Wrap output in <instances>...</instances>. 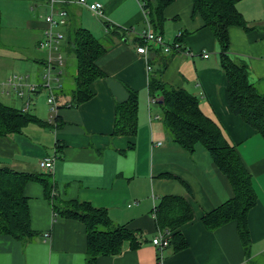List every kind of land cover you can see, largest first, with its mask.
<instances>
[{
	"label": "crops",
	"instance_id": "1",
	"mask_svg": "<svg viewBox=\"0 0 264 264\" xmlns=\"http://www.w3.org/2000/svg\"><path fill=\"white\" fill-rule=\"evenodd\" d=\"M87 1L101 3L106 19L96 18L79 5L69 7L61 52L64 55L70 23L78 22L93 36L107 37L102 44L105 51L94 62L103 77L90 84V100L74 107L69 102L75 73L60 70L58 80L52 82L54 93L58 89L63 94L58 98L57 115L50 120L47 111L44 119L38 118L43 100H37L33 112H27L47 126L29 124L19 134L0 137V168L49 174L56 202L75 200L104 209L114 227L138 236L136 247L126 241L119 254L99 257L94 264H255L264 258V139L230 112L218 42L193 12L192 0H173L163 12L160 31L167 44L179 34L177 42L192 56L164 54L149 46L147 57L137 53L141 42L136 34L146 28L147 17L139 0ZM28 5L36 15L40 9L47 13L45 0H0L1 26L4 10L12 24L7 32L0 26V41L6 44L0 46V102L19 110L28 97L31 102L39 99L40 91L32 97L23 86L19 90L25 93L19 96L5 82L14 75L22 78L21 83H40L45 58L38 48L45 14L31 23L35 32L30 33V48L20 46L21 37L15 31V23L24 24ZM236 9L246 28H228L229 56L246 64L249 83L264 94V0H236ZM159 68H163L164 83L198 99L201 113L220 128L251 177L255 204L247 213V252L235 221L215 230L202 223L205 215L232 199L234 192L201 145L196 144L190 153L166 132L156 100L148 93V77ZM64 76L71 78L65 91ZM128 89L138 95L136 132L133 136L113 135L115 105L127 100ZM46 158L54 159L52 170L39 167V161ZM23 195L28 199L30 226L38 236L23 243L0 235V264H86L84 224L57 216L39 183L27 182ZM163 196L181 197L191 209L192 219L175 231L185 240L184 249L175 251L170 244L160 251L152 245L159 231L155 207Z\"/></svg>",
	"mask_w": 264,
	"mask_h": 264
},
{
	"label": "trees",
	"instance_id": "2",
	"mask_svg": "<svg viewBox=\"0 0 264 264\" xmlns=\"http://www.w3.org/2000/svg\"><path fill=\"white\" fill-rule=\"evenodd\" d=\"M139 1L150 25L160 33L165 21L163 12L173 0ZM192 5L193 12L202 18L204 26L211 30L218 42L219 65L226 76L225 97L230 112L240 116L264 139V94L249 83L246 64L229 56L228 28H246L244 19L236 9V0H192ZM65 42L66 49L75 58L76 72L69 103L76 107L90 100L93 96L90 84L103 77L94 62L105 48L88 30L79 26L72 28L70 33L68 31ZM163 68L156 69L149 75L148 93L156 100L166 132L174 143L190 153L194 151L196 144L201 145L220 172L227 177L234 192L232 199L205 215L202 223L207 229L215 230L235 221L242 247L247 252L250 247L247 213L255 204L251 177L220 128L201 113L198 99L193 94L174 89L162 81ZM127 92V100L115 105L113 135L133 136L136 132L138 95L130 89ZM62 96L63 94L55 96L57 102ZM29 124L47 126L29 112L0 102V137L19 134ZM27 182H36L43 187L44 195L57 216L84 224L86 264H94L102 256L119 254L126 241H130L131 247L137 246L135 233L122 227H114L106 210L75 200L56 202L52 195L51 175L19 172L8 167L0 168V235L23 243L37 238L38 234L30 226L28 199L23 195ZM155 209L159 231L175 232L192 219L189 205L178 196H163ZM170 244L175 251L186 247L185 240L178 232L172 234Z\"/></svg>",
	"mask_w": 264,
	"mask_h": 264
},
{
	"label": "built area",
	"instance_id": "3",
	"mask_svg": "<svg viewBox=\"0 0 264 264\" xmlns=\"http://www.w3.org/2000/svg\"><path fill=\"white\" fill-rule=\"evenodd\" d=\"M72 5H79L87 9L98 19H106L104 14V7L98 2H88L87 0H45V7L47 13L44 15V28L41 39L38 43V48L45 53V58L42 61L43 73L40 83H21L22 78L11 76L6 80V86L14 89L19 96L24 95V91L19 90L25 86L27 95H35L37 92L45 90L47 92L46 103L49 107L50 120L54 119L59 110V105L56 101L52 82L57 81L60 75V68L64 64L63 54L60 46L65 38L64 30L68 26V7ZM141 45L137 48V53L147 57L149 46H154L162 50L164 53H183L187 56H192V53L183 49L177 42L180 35L175 36L174 42L171 44L165 43L162 35L156 32L150 25L146 17V28L136 34ZM206 57V55H204ZM151 67L147 66V71ZM154 102V101H153ZM30 106L29 97L27 98L22 111L27 112ZM54 164L53 158H46L39 161L38 165L41 169L52 170ZM52 195L54 193L52 192ZM134 239L138 243V236L134 234ZM152 245L162 251L170 245V232L158 231L156 236L152 239Z\"/></svg>",
	"mask_w": 264,
	"mask_h": 264
},
{
	"label": "rangeland",
	"instance_id": "4",
	"mask_svg": "<svg viewBox=\"0 0 264 264\" xmlns=\"http://www.w3.org/2000/svg\"><path fill=\"white\" fill-rule=\"evenodd\" d=\"M3 6V5H2ZM74 6V5H72ZM72 6H69V7H72ZM68 7V8H69ZM45 14V12L43 11V9H40L38 14L36 15V13L32 12L29 8V5L25 7V11H24V17H23V23L21 22H18V23H15V26L17 27V29H15V31L20 35L21 39L19 40L20 42V46L23 47L25 46L26 49L27 48H30V33L31 32H35L33 27L31 26V23L33 22H38V18L40 17H43V15ZM87 17L89 20L92 21V16L88 15L87 14ZM22 20V18H21ZM30 22L28 25L27 23ZM12 24H9L8 22V19H7V15L5 13V10H4V13H3V21H2V29L4 32H7L8 30H10ZM80 26V24H78V22L76 23H70V26H69V33L70 31H72V28H75V27H78ZM68 31L66 32V35L68 33ZM101 44H105V41L107 40V37H103L97 33H95L94 35ZM6 44L1 42L0 41V46H5ZM104 46V45H103ZM60 50H61V46H60ZM62 51L64 53L63 55V59H64V65L60 68V70L62 71H66V72H70V73H75L76 72V64H75V58L74 56L68 52V50L66 49V46L65 44H63V47H62ZM33 55H37V53H33ZM32 65H34V69L35 71H40V67L37 68L36 64L35 63H31ZM42 72V70H41ZM40 72V75L42 76ZM70 80L71 78L68 77V76H64V79H63V90L65 91L68 87V85L70 84ZM33 83H36V82H33ZM58 89H55V95L58 96L60 94V91ZM39 97L36 98L34 101H30V112H33V108L34 106L38 105L37 104V100H43L42 103L40 104V107L42 109V112H37L36 113V116L40 119H44L45 116L47 115V111L49 112V107L46 103V98H47V92L45 90H42L39 92V94L37 95ZM32 97H34V95H32ZM31 114H34V113H31ZM50 114V113H49ZM264 261V258H259L257 259L254 263H260V262H263Z\"/></svg>",
	"mask_w": 264,
	"mask_h": 264
}]
</instances>
